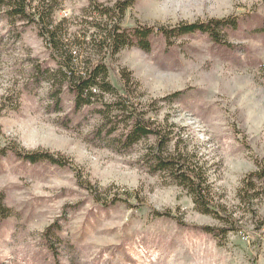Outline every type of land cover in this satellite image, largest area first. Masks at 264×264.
<instances>
[{
	"label": "rangeland",
	"instance_id": "374dc122",
	"mask_svg": "<svg viewBox=\"0 0 264 264\" xmlns=\"http://www.w3.org/2000/svg\"><path fill=\"white\" fill-rule=\"evenodd\" d=\"M51 1L75 70L108 66L122 115L167 134L164 155L180 151L200 172L208 212L158 167L154 134L127 144L102 128L98 99L115 95L95 89L75 107L65 82L37 75L59 67L36 26L0 14V147L72 164L0 157V264H264V180L244 191L264 165V0H134L118 21L89 0ZM209 19L232 22L217 30L224 44L201 31L152 33L147 50L90 42L113 22L171 32Z\"/></svg>",
	"mask_w": 264,
	"mask_h": 264
},
{
	"label": "trees",
	"instance_id": "16d2710c",
	"mask_svg": "<svg viewBox=\"0 0 264 264\" xmlns=\"http://www.w3.org/2000/svg\"><path fill=\"white\" fill-rule=\"evenodd\" d=\"M134 0H117L112 6H105L97 0H89V5L86 10L88 12H96L101 17H110L111 20H120L125 10L133 3ZM51 5V6H50ZM51 0H0V14H4L8 20H24L26 23L34 24L37 28V33L40 38L47 44L51 51V57L56 60L58 69L50 71V68H41L37 66V75L46 74L47 78L52 80L60 79V82H65L68 89L74 94V105L80 107L83 105H90L95 102L92 97L98 92H105L115 95L117 100H107L103 97L98 99L100 102V109L98 110L102 118V128H108L109 134L116 133V131L123 135L125 143L133 144L139 142L142 138L150 134H154L157 139V163L161 169L169 170L175 179L180 181L185 189L189 190L194 202L196 203L200 212H208L207 207L204 206V195L202 192V182L200 172L192 166L189 159L180 154V151L175 157L164 155V149L170 141L166 133H162L157 128H152L151 125L140 119L139 115L130 110V113L125 118L122 114L125 110L122 96L109 81L108 66L105 63L97 62L83 66L81 70H75L74 56L68 47V44L62 41L61 23L54 24L52 18ZM100 21L96 24L100 25ZM228 19H209L204 22H193L189 24H182L177 26L173 31H168L163 27L135 25L131 28H122L118 22H113L110 28H106L103 36L98 38L95 34L91 36L90 42L94 43L96 47L110 48L112 52L120 50V48L136 45L142 50H147L149 47L148 37L152 33L161 32L167 36L171 33H191L194 31L206 32L212 41L222 43L220 34L217 30L225 24H231ZM170 33V34H169ZM40 73V74H39ZM57 94L55 89L54 95ZM97 101V100H96ZM10 152L15 156L22 158L31 163L38 161H46L61 167H72L70 161L60 155H53L46 150L36 151L33 153L23 152L17 149L16 146L7 143L0 147V157L4 156L6 152ZM171 155V154H170ZM259 171L247 175L245 180L246 185L244 191L248 190L249 183L252 177L264 180V165L257 162ZM248 183V185H247ZM90 194L96 197V191L92 190V186H85ZM204 202V204H203ZM3 212V204L0 200V213ZM211 231H214L210 229Z\"/></svg>",
	"mask_w": 264,
	"mask_h": 264
}]
</instances>
